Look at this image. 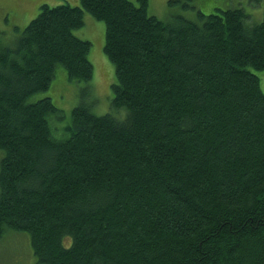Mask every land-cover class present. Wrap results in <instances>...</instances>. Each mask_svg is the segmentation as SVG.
<instances>
[{
    "label": "trees",
    "instance_id": "trees-1",
    "mask_svg": "<svg viewBox=\"0 0 264 264\" xmlns=\"http://www.w3.org/2000/svg\"><path fill=\"white\" fill-rule=\"evenodd\" d=\"M76 2L0 48V238L28 233L41 264H264V19ZM85 13L106 25L125 114L82 101L62 126L37 95L60 68L93 79Z\"/></svg>",
    "mask_w": 264,
    "mask_h": 264
},
{
    "label": "rangeland",
    "instance_id": "rangeland-1",
    "mask_svg": "<svg viewBox=\"0 0 264 264\" xmlns=\"http://www.w3.org/2000/svg\"><path fill=\"white\" fill-rule=\"evenodd\" d=\"M68 1L76 7V0H0V48L15 39L21 31L40 13L41 6L51 7ZM137 6L139 0H131ZM148 14L160 20L169 21L176 16L199 20V13L205 15L218 12V9L242 8L251 23H260L264 19V0H148ZM106 25L90 14L85 13L84 25L75 34L91 42L89 59L94 66V76L91 82L76 83L71 81L64 69L57 70L49 90L39 93L37 99L50 97L55 106L64 113L60 124L67 125L71 113L82 101H86L98 115L107 113L124 117L122 111L113 107L114 93L112 85L116 82V70L104 51ZM261 87L264 91V71L258 72ZM87 89V95L82 92ZM66 134V130H60ZM0 264H41L34 254L31 237L23 231L8 229L0 238Z\"/></svg>",
    "mask_w": 264,
    "mask_h": 264
}]
</instances>
